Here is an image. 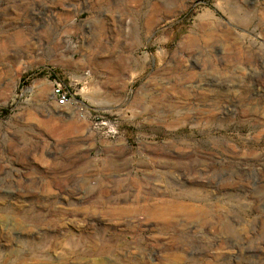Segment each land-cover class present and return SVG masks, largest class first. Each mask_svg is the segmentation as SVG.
I'll return each mask as SVG.
<instances>
[{"label": "rangeland", "instance_id": "1", "mask_svg": "<svg viewBox=\"0 0 264 264\" xmlns=\"http://www.w3.org/2000/svg\"><path fill=\"white\" fill-rule=\"evenodd\" d=\"M0 264H264V0H0Z\"/></svg>", "mask_w": 264, "mask_h": 264}, {"label": "built area", "instance_id": "2", "mask_svg": "<svg viewBox=\"0 0 264 264\" xmlns=\"http://www.w3.org/2000/svg\"><path fill=\"white\" fill-rule=\"evenodd\" d=\"M52 96L55 100L56 105L60 109L76 107L82 112L81 114L83 115V117H86V111H84L80 107V102L78 101V99L73 95V93L69 89L65 88L61 83H54Z\"/></svg>", "mask_w": 264, "mask_h": 264}]
</instances>
